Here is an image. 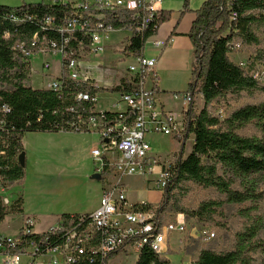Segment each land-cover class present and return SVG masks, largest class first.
<instances>
[{
  "label": "trees",
  "instance_id": "obj_1",
  "mask_svg": "<svg viewBox=\"0 0 264 264\" xmlns=\"http://www.w3.org/2000/svg\"><path fill=\"white\" fill-rule=\"evenodd\" d=\"M188 0H184L183 10ZM68 5L25 3L16 7L0 5V175L8 180H20L23 167L18 155L23 151L22 136L29 131H73L85 128L84 122L93 115L94 103L76 98L78 93L94 96L99 92L119 93L128 89L124 81L109 87H94L91 82L71 79L63 70L62 88L58 92L48 88H32L29 81V64L19 50L36 32L39 36L45 15L54 16V25L70 13ZM96 12V11H95ZM10 13L18 17L28 15L23 21H11ZM152 15L141 30V19ZM166 10H104L100 19L104 25L131 30L124 53L138 55L146 40L157 32L160 24L170 18ZM264 20V0H205L195 11L188 33L193 47L194 61L187 84L190 101L187 105L184 128L178 137L180 144L171 175L162 189L157 206V218L173 206L177 211L199 219H206L221 206L219 201H208L198 209L189 211L179 204L175 189L183 182L192 181L204 188H212L224 197L226 203H246L257 206L261 195L258 185L264 177V101L246 103L232 110L223 119L212 112V103L228 94L237 98L248 90H260L264 85L232 62L229 53L244 44H258L255 30ZM50 36L55 35L51 31ZM240 39V41H237ZM89 39L74 32L67 50L76 56L79 46L87 48ZM68 58H63L66 65ZM202 95L203 107L194 109V95ZM110 115V113H108ZM251 125L254 131L245 133ZM193 136L190 152L185 156L187 140ZM149 205V204H148ZM22 197L10 204L0 198V222L10 213H22ZM254 208V207H253ZM79 214H62L65 223ZM263 221L252 219L236 234V244L231 250L215 252L202 249L193 264H264V238L258 237ZM44 233L20 234L22 239L42 237ZM51 237V235H50ZM52 239V238H51ZM54 239V238H53ZM52 239V240H53ZM117 251L107 259L115 257ZM252 254H256L253 256ZM106 259V260H107ZM75 264H100L87 260ZM134 264H171L167 258L158 257L147 245L138 254Z\"/></svg>",
  "mask_w": 264,
  "mask_h": 264
},
{
  "label": "built area",
  "instance_id": "obj_2",
  "mask_svg": "<svg viewBox=\"0 0 264 264\" xmlns=\"http://www.w3.org/2000/svg\"><path fill=\"white\" fill-rule=\"evenodd\" d=\"M123 2V0H44L47 5H68L71 11L57 26L54 25V16L45 15L40 28L46 32L40 36L35 32L29 41L20 43L22 59L29 64L27 84L31 86L33 57L53 53L61 57V74L50 79L48 87L43 88L60 92L64 69L71 79L91 82L94 87H99L91 79L90 65L86 61L85 53L100 52L103 48L101 39L107 37L113 29H118L102 23L100 19L103 17V11L117 8L149 12L155 10L151 3H144L141 0H135L132 7L123 5ZM26 18L29 16L18 17L14 13L8 15L11 21H23ZM150 19L152 15H144L138 29L141 30ZM51 31L55 35L50 36ZM77 31L88 37L89 44L87 48L79 46L76 56H70L67 47L73 33ZM65 57L68 58L66 65L63 64ZM123 57L128 59V63L121 81L129 87L126 91L117 93V110L96 111L97 93L94 96L78 93L76 96L78 100L88 99L94 103L92 109L94 114L85 120V128L69 131L94 132L99 136L100 147L91 150L96 164L94 172L101 175L103 183L97 208L90 213L79 214L67 223L59 218L47 230L41 232L32 229V218H25L17 234L12 236L0 234V264H75L85 259L88 263L98 260L100 264H111L115 257L107 259L109 254L115 251L117 254L121 251L132 252L133 249L140 252L145 245L160 257L167 252L168 234L186 231V221L182 214H178L173 221L164 222L163 215L157 218V206L145 202L129 203L124 179L134 175L148 177L155 172L156 159L151 155L148 136L154 134L181 136L190 94L185 92L181 95L179 110L168 109L158 98L155 59L145 55L144 47L138 55L124 53ZM47 67L48 64L45 62L41 70ZM170 169L166 167L156 171L154 186L157 189L162 190L165 186L171 175ZM3 177L0 175V190L5 189L11 181H15ZM0 198L3 203L8 204L5 198L1 196ZM203 229L198 230L202 237L214 236V232ZM27 233L44 234L42 237L29 240L22 239L20 234Z\"/></svg>",
  "mask_w": 264,
  "mask_h": 264
},
{
  "label": "rangeland",
  "instance_id": "obj_3",
  "mask_svg": "<svg viewBox=\"0 0 264 264\" xmlns=\"http://www.w3.org/2000/svg\"><path fill=\"white\" fill-rule=\"evenodd\" d=\"M44 0H0V5L9 7L20 6L25 3H40ZM259 39L258 44H244L241 41L239 49L230 52L229 58L232 62L241 65L250 75H255L261 85H264V20L255 30ZM240 41V39H237ZM124 44H110V49H117L116 54H120V48ZM108 47V48H109ZM124 52V49L121 51ZM41 55L34 56L32 61L39 62ZM50 70H59V58L55 55L49 57ZM119 61V60H118ZM101 69L105 67L100 66ZM118 80L122 75V70L110 67ZM45 71H39L38 64L33 67V84H45L48 80L42 78ZM103 73L105 71L103 70ZM186 76L182 79V86L179 89H172L167 92H177L182 95L187 91ZM264 101V93L260 90H248L240 93V97L228 94L212 103V112L219 115L221 119L226 117L232 110L246 103H256ZM109 99H101L100 107L107 105ZM176 109L180 108V96L176 100ZM203 107L202 95L197 92L194 95V109L199 112ZM254 131L253 126L248 125L245 133ZM178 137L154 134L148 136L151 147V155L156 159L157 168L149 179L145 176L134 175L125 178L128 188V196L132 201L140 197L156 198L144 190L146 187H154V176L159 168H172L175 164L177 151L179 150ZM24 151L23 176L26 178L25 187L30 190V202L39 208L56 205L61 202L73 203L74 205L86 204L98 186H102L101 180H91L89 176L95 169V162L90 156L93 145L100 147L99 136L94 132L74 133V132H52V131H29L22 136ZM193 143V136L187 140L184 150L186 156ZM96 173V172H94ZM156 188V187H154ZM157 189V188H156ZM139 191V192H138ZM22 192L19 185H14L10 189V200L15 199ZM258 192L261 198L257 206L246 203H226L224 197L212 188H204L192 181L183 182L174 191L178 197L179 204L189 211L198 209L203 203L208 201H219V206L211 215H206V219H199L184 212L177 211L173 206L169 207L163 215V221H173L178 214H182L186 221V231L184 233L171 232L168 234L169 243L167 252L161 258L174 261V264H193L202 249H210L215 252H225L231 250L236 244V234L244 229L246 223L252 219L260 218L263 221L258 232V237L264 238V177L258 185ZM160 202V201H159ZM158 202V203H159ZM158 203H151L158 206ZM254 207V208H253ZM20 214L10 212L3 221L0 222V231L4 233H14L20 224ZM41 228L36 221L35 228ZM203 230L214 232L213 237H202ZM139 251L133 249L132 252L121 251L114 262L119 264H134ZM256 256V254H252ZM172 264V263H171ZM258 264V262H254Z\"/></svg>",
  "mask_w": 264,
  "mask_h": 264
},
{
  "label": "crops",
  "instance_id": "obj_4",
  "mask_svg": "<svg viewBox=\"0 0 264 264\" xmlns=\"http://www.w3.org/2000/svg\"><path fill=\"white\" fill-rule=\"evenodd\" d=\"M123 1V5H128V7H132V5L135 4V0ZM141 1L144 3H151L155 10L171 11L170 18L160 24L157 32L146 40L144 53L147 57H152L155 59L154 71L157 75L159 88L158 98L160 102L168 109L179 110L176 109V103L174 102V100H176L178 96H180L181 98V95L176 94L177 92L167 91H170L172 89H179L178 87L182 86V79H184V76H186V81L189 82L194 55L193 47L189 40L188 33L191 27V23L195 18V11L200 8L205 0H188L186 10H183L184 0ZM130 36L131 31L128 29H113L111 32H109L107 37H103L101 39L103 48L100 52L93 53L88 51L85 53L86 61L90 65L91 79L95 83H97L98 86L109 88L119 83L123 79L128 59H124V52L121 51L127 45ZM113 43L114 45H119L121 43L124 44L119 50L120 54H116L117 56L115 58L113 55H115L117 49L112 50L109 47L110 44ZM51 55H55L59 58V70L57 72L50 70L51 68L49 57H51ZM41 56L42 58L39 62H36L34 60L32 68L38 64L39 71L42 72L43 70H41V66L46 62L48 64V67L44 70L45 72L43 73L42 78L49 81L50 79L58 77L61 74V57L58 54L53 53L42 54ZM100 66L105 67V69H101ZM110 67H115L122 70V75L118 80H116V75L112 72V69ZM103 70L105 71V73H103ZM33 74L34 73L32 69L30 76V84L32 87H48V82L45 84L39 83V85H34L32 81ZM176 95L177 97L175 98ZM101 99H109L110 102H107V105L100 107ZM117 100V93L99 92L97 93L95 98V110H107L114 112L117 110ZM93 148H97V146L93 145ZM89 154L92 157L91 151ZM89 179L95 180L91 178V175L89 176ZM145 179H149V177H145ZM15 184L19 185V187L22 188V192L20 193L22 197V213H20V224L16 227V231L14 233L9 234L0 231V234L2 235L12 236L17 234L22 225V221L27 217L33 219L32 229L35 232H41L47 230L51 225H53L62 214L90 213L97 208L103 188V184L102 186H98L95 193L91 195L89 201L86 204L74 205L73 203L61 202L56 205L39 208L35 205H32V203L30 202V190L28 192V189H26L25 187L26 178L24 176L20 180L11 181L5 189L0 190V196L2 198H5L7 200V203L10 204L14 199L10 200L11 195L9 192ZM154 187H146L144 190H146V192H151L150 194L154 193L156 195L155 199H153L152 197H140L135 201H132L129 198V190L126 187L128 202L131 204L145 202L149 205H151V203H158L162 198V190L156 189ZM36 221H38L41 228H35ZM117 255L115 256V258H113V260H111V264H119L114 262V260L117 258ZM168 260L172 264H174L173 260H171L170 258Z\"/></svg>",
  "mask_w": 264,
  "mask_h": 264
},
{
  "label": "water",
  "instance_id": "obj_5",
  "mask_svg": "<svg viewBox=\"0 0 264 264\" xmlns=\"http://www.w3.org/2000/svg\"><path fill=\"white\" fill-rule=\"evenodd\" d=\"M24 151H22L19 155H18V162L19 164L23 167L24 166ZM91 178L95 179V180H100L101 175L99 173H92L91 174Z\"/></svg>",
  "mask_w": 264,
  "mask_h": 264
}]
</instances>
